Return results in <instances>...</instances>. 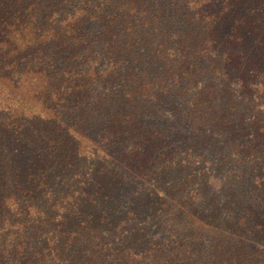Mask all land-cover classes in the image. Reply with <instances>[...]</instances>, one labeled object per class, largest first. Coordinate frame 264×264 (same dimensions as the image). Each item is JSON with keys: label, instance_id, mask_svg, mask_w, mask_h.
I'll use <instances>...</instances> for the list:
<instances>
[{"label": "trees", "instance_id": "1", "mask_svg": "<svg viewBox=\"0 0 264 264\" xmlns=\"http://www.w3.org/2000/svg\"><path fill=\"white\" fill-rule=\"evenodd\" d=\"M0 264H264V0H0Z\"/></svg>", "mask_w": 264, "mask_h": 264}]
</instances>
